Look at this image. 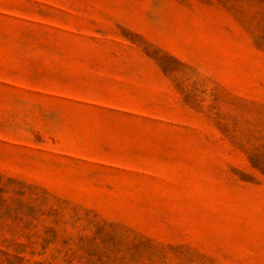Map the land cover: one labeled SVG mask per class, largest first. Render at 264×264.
I'll return each mask as SVG.
<instances>
[{"label":"rangeland","instance_id":"obj_1","mask_svg":"<svg viewBox=\"0 0 264 264\" xmlns=\"http://www.w3.org/2000/svg\"><path fill=\"white\" fill-rule=\"evenodd\" d=\"M0 264H264V0H0Z\"/></svg>","mask_w":264,"mask_h":264}]
</instances>
